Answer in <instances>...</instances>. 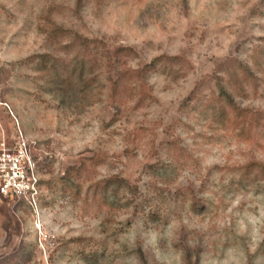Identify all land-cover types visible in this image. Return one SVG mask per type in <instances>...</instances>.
I'll return each mask as SVG.
<instances>
[{
	"label": "rangeland",
	"instance_id": "rangeland-1",
	"mask_svg": "<svg viewBox=\"0 0 264 264\" xmlns=\"http://www.w3.org/2000/svg\"><path fill=\"white\" fill-rule=\"evenodd\" d=\"M21 133L40 204L0 196V264H264V0H0Z\"/></svg>",
	"mask_w": 264,
	"mask_h": 264
},
{
	"label": "built area",
	"instance_id": "built-area-1",
	"mask_svg": "<svg viewBox=\"0 0 264 264\" xmlns=\"http://www.w3.org/2000/svg\"><path fill=\"white\" fill-rule=\"evenodd\" d=\"M40 194L37 162L28 139L21 133L12 143L0 140V195L25 200L37 209Z\"/></svg>",
	"mask_w": 264,
	"mask_h": 264
},
{
	"label": "trees",
	"instance_id": "trees-1",
	"mask_svg": "<svg viewBox=\"0 0 264 264\" xmlns=\"http://www.w3.org/2000/svg\"><path fill=\"white\" fill-rule=\"evenodd\" d=\"M60 29L62 30V28H60ZM88 41H90V39H88ZM124 50H128V51L132 50V51H134L135 49H134V47L121 46L118 49H116V51L114 53L116 55H120V54L127 55V54H130V52H127V51H124ZM123 51H124V53H122ZM107 58H108V62L110 63V65L113 66V63H112L113 55L112 54H108ZM173 58H175V57H173ZM155 65H156V61H152L148 65L146 64V65H144L142 67L129 69V71L133 75V77L135 79H139V82H140V84L142 86L141 91H143L144 93H148V92L150 93V87H149V85H147L148 83H147L146 74L150 70V68L151 67H155ZM126 72H127V70H123V68L118 72V75H117L116 79L113 81V84H112V87H111L112 94H115L117 92V88L119 87V85L124 80ZM204 81H205V77L203 79H199L196 82L194 88L191 90V92L188 94V96L182 102V104L186 105L185 106V109H186L185 112H190L191 107L193 105H196L199 100H201V99L203 100L204 99L205 96H203L201 94L202 86L204 85ZM220 82L221 81L218 80V83H220ZM230 104H233V103L230 101ZM225 111H226V109L224 107H220V112H225ZM83 163H85V160H84V162H82V164ZM40 183H41V179H40ZM0 196L5 197L3 195H0ZM18 200L23 201L22 199H18Z\"/></svg>",
	"mask_w": 264,
	"mask_h": 264
}]
</instances>
